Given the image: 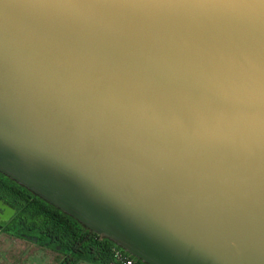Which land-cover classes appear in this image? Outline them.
<instances>
[{
  "label": "water",
  "instance_id": "1",
  "mask_svg": "<svg viewBox=\"0 0 264 264\" xmlns=\"http://www.w3.org/2000/svg\"><path fill=\"white\" fill-rule=\"evenodd\" d=\"M0 172L145 264H264V0H0Z\"/></svg>",
  "mask_w": 264,
  "mask_h": 264
},
{
  "label": "trees",
  "instance_id": "2",
  "mask_svg": "<svg viewBox=\"0 0 264 264\" xmlns=\"http://www.w3.org/2000/svg\"><path fill=\"white\" fill-rule=\"evenodd\" d=\"M0 200L15 210L12 220L3 224V230L19 239H24V235L36 237L40 245L55 253L58 264H110L115 248L125 251L2 173ZM133 259L137 264H145Z\"/></svg>",
  "mask_w": 264,
  "mask_h": 264
},
{
  "label": "crops",
  "instance_id": "3",
  "mask_svg": "<svg viewBox=\"0 0 264 264\" xmlns=\"http://www.w3.org/2000/svg\"><path fill=\"white\" fill-rule=\"evenodd\" d=\"M28 252L30 249L27 241L12 237L0 229V264H10L11 261L20 263Z\"/></svg>",
  "mask_w": 264,
  "mask_h": 264
},
{
  "label": "rangeland",
  "instance_id": "4",
  "mask_svg": "<svg viewBox=\"0 0 264 264\" xmlns=\"http://www.w3.org/2000/svg\"><path fill=\"white\" fill-rule=\"evenodd\" d=\"M30 252L27 253L22 262L11 261L10 264H56L55 253L52 250L44 248L40 244L33 245L28 243ZM88 264V263H79Z\"/></svg>",
  "mask_w": 264,
  "mask_h": 264
},
{
  "label": "built area",
  "instance_id": "5",
  "mask_svg": "<svg viewBox=\"0 0 264 264\" xmlns=\"http://www.w3.org/2000/svg\"><path fill=\"white\" fill-rule=\"evenodd\" d=\"M113 260L110 264H137L136 261L126 251L115 248Z\"/></svg>",
  "mask_w": 264,
  "mask_h": 264
},
{
  "label": "flooded vegetation",
  "instance_id": "6",
  "mask_svg": "<svg viewBox=\"0 0 264 264\" xmlns=\"http://www.w3.org/2000/svg\"><path fill=\"white\" fill-rule=\"evenodd\" d=\"M1 173V172H0ZM4 175V174H3ZM6 176V175H5ZM7 177V176H6ZM9 178V177H8ZM11 179V178H10ZM14 181V180H13ZM20 185V184H19ZM38 197V196H37ZM40 198V197H39ZM0 202H3L2 200H0ZM4 203V202H3ZM5 204V203H4ZM6 205V204H5ZM8 206V205H7ZM9 208H11L10 206H8ZM11 209H13V208H11ZM14 210V209H13ZM15 215V214H14ZM14 215L9 219V221H11L12 220V218L14 217ZM9 221H3L1 218H0V227H1V229H3L4 228V226H3V224L5 223V222H9ZM25 236V238H24V240L25 241H27L28 243H31V244H33V245H36V244H40V242H39V240L36 238V237H34V236H30V235H24ZM37 240V241H36ZM43 246V245H42ZM44 248H45V246H43ZM47 248V247H46ZM48 249V248H47ZM60 249V248H59ZM55 261H56V258H55ZM56 264H58V263H56Z\"/></svg>",
  "mask_w": 264,
  "mask_h": 264
}]
</instances>
